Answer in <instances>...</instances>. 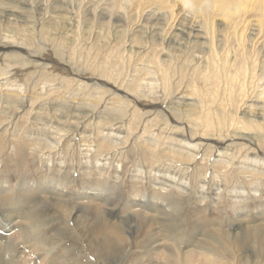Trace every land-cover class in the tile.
Returning a JSON list of instances; mask_svg holds the SVG:
<instances>
[{
    "label": "rangeland",
    "instance_id": "374dc122",
    "mask_svg": "<svg viewBox=\"0 0 264 264\" xmlns=\"http://www.w3.org/2000/svg\"><path fill=\"white\" fill-rule=\"evenodd\" d=\"M263 162L264 0H0V264H264Z\"/></svg>",
    "mask_w": 264,
    "mask_h": 264
},
{
    "label": "bare ground",
    "instance_id": "6f19581e",
    "mask_svg": "<svg viewBox=\"0 0 264 264\" xmlns=\"http://www.w3.org/2000/svg\"><path fill=\"white\" fill-rule=\"evenodd\" d=\"M165 1H166V0H165ZM209 1H210V0H209ZM162 4H163V3H162ZM163 6H164V5H163ZM244 26H245V25H244ZM6 77H7V76H6ZM1 83H2V82H1ZM8 85H10V84H8ZM11 85H12L11 88H12L13 90H14V89H15V90H19V87L14 88V86H16V84H11ZM253 157H254V156H253ZM249 159H250V158H249ZM250 160H251V159H250ZM253 160H255V159H253ZM257 160H258V159H257ZM260 161H261V160H260ZM251 162H252V161H251ZM263 164H264V162H263ZM167 185H168V184H167ZM110 245L112 246L113 244L110 243Z\"/></svg>",
    "mask_w": 264,
    "mask_h": 264
}]
</instances>
